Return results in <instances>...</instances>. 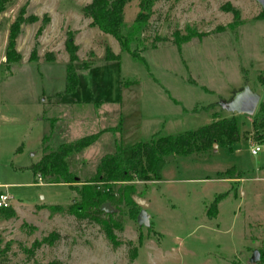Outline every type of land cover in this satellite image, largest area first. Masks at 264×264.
Instances as JSON below:
<instances>
[{
    "label": "rangeland",
    "instance_id": "obj_1",
    "mask_svg": "<svg viewBox=\"0 0 264 264\" xmlns=\"http://www.w3.org/2000/svg\"><path fill=\"white\" fill-rule=\"evenodd\" d=\"M89 2L11 0L0 11V190L12 195L14 209L10 217L0 213V264H264V150L250 152L253 142L264 139L261 4L155 0L139 32L140 60L121 49L112 34L90 26L83 11ZM138 3L130 0L124 7L126 28ZM23 5L24 17L35 14L38 19L22 23L16 38L21 58L7 65L9 26ZM230 5L238 10L240 24L217 30L233 20ZM187 27L207 34L178 47L175 35L185 34ZM69 32L78 45L75 92L64 90ZM108 44L119 59L105 58ZM85 60L91 65L82 68ZM245 87L259 94L254 111L231 110L228 103ZM96 98L105 105L94 107L90 102ZM214 113L236 117L239 140L166 156L160 178L138 182L132 194L146 211L147 223L132 219L119 203L121 182L96 184L95 189L105 188L115 199L101 208L112 211L113 223H119H112L117 243L91 215L78 217L67 209L78 202L77 190L94 174L100 157L115 151V139L128 159L135 142L195 129ZM119 121V129L101 132L92 144L66 157L80 181L35 182L29 165L43 154L44 134L54 150ZM218 195L216 213L210 216L208 206ZM51 231L59 233L52 244L37 243Z\"/></svg>",
    "mask_w": 264,
    "mask_h": 264
},
{
    "label": "trees",
    "instance_id": "obj_2",
    "mask_svg": "<svg viewBox=\"0 0 264 264\" xmlns=\"http://www.w3.org/2000/svg\"><path fill=\"white\" fill-rule=\"evenodd\" d=\"M11 0H0V11L4 10L6 5ZM130 0H90L89 3L83 6L84 13L90 17V25L98 27L101 31L112 34L119 42L121 49L127 51L137 59L143 60L140 54V49L137 45H142V39L139 32L142 25L147 22L150 17L152 6L155 0H139V10L133 19L129 28L124 25V7ZM24 5L20 9L17 18L10 24L5 49V62L7 65L16 62L21 58V54L16 48V38L21 32V25L25 21L37 20L35 14L23 16ZM233 12V20L227 25H219L216 29L223 30L225 28L234 29L240 24L241 18L237 9L229 6ZM264 19V8L261 9L257 15ZM42 30L40 26L37 30L39 34ZM207 33L198 31L193 27H187L185 34L179 35L176 33L173 42L180 47L181 44L191 38H201ZM135 42L136 46H132ZM65 49L68 53V61L65 64L66 70V85L65 91L72 92L75 90L78 83V73L75 66V61L78 59L77 49L78 45L75 43L72 32H69L65 41ZM140 47L142 48L143 46ZM35 48L32 50L31 59L34 56ZM106 59H119L120 54L112 51L110 46L105 47ZM91 65V61H82L81 67L87 68ZM259 81L264 85V75L259 76ZM207 107V106H205ZM264 109V103L260 104ZM263 123V121H261ZM119 126H114L108 129H119ZM105 129L84 135L73 142L61 143L57 149L50 150L46 144L49 136L44 134L41 138V149L43 154L38 160L32 162L31 168L35 182L38 179L46 183H66L73 185L74 182L80 181L75 173H73L68 166L66 157L72 152H78L84 147L92 144L99 137L100 133ZM264 134V133H263ZM240 132L238 122L235 116L224 117L218 113L213 114V119L205 124L198 126L195 129L187 130L179 134H165L153 135L149 141H137L131 146V154L128 159L124 158L123 147L118 138L115 139V151L113 153H105L100 157L96 165L94 174L85 180L82 187L77 190L78 202H72L68 206V210L78 217H85L91 215L98 222H100L105 229L108 239L117 243L113 231V224L119 226L118 222L112 220L113 212H106L101 208L102 202H113L115 199L110 191L107 189H95L97 183L103 186H108L112 182H121L122 189L119 196V203L125 205L128 209L129 216L132 219H137L141 210L140 205L135 201L132 194L136 192L137 183L140 181H148L159 179L161 176V169L166 163V156L169 154L187 155L198 152H205L212 148L215 144H232L239 140ZM264 140V139H262ZM233 168V167H232ZM95 184V185H93ZM145 188V187H144ZM144 188L138 191L141 196L145 192ZM221 195L214 198L207 209V213L215 215L216 202ZM81 206V208L78 207ZM55 207L59 208L58 205ZM0 213L6 217L14 214L12 207L0 208ZM107 213L108 218L101 217ZM113 223V224H112ZM59 233L51 231L44 235L38 244H52Z\"/></svg>",
    "mask_w": 264,
    "mask_h": 264
},
{
    "label": "water",
    "instance_id": "obj_3",
    "mask_svg": "<svg viewBox=\"0 0 264 264\" xmlns=\"http://www.w3.org/2000/svg\"><path fill=\"white\" fill-rule=\"evenodd\" d=\"M257 1L261 4V7L264 8V0H257ZM258 100H259V94L245 87L243 88V90H240L234 94V96L228 103L229 104L228 107L231 110H237L241 112H252L254 111ZM105 204L107 203L106 202L103 203V205ZM143 219H145L144 222L147 223L146 211L144 209H141L137 216V220L138 222L141 223ZM255 255L257 257V254Z\"/></svg>",
    "mask_w": 264,
    "mask_h": 264
},
{
    "label": "built area",
    "instance_id": "obj_4",
    "mask_svg": "<svg viewBox=\"0 0 264 264\" xmlns=\"http://www.w3.org/2000/svg\"><path fill=\"white\" fill-rule=\"evenodd\" d=\"M264 150V140L253 142L250 148L251 154H258L259 151ZM12 195L6 190H0V208L11 207Z\"/></svg>",
    "mask_w": 264,
    "mask_h": 264
},
{
    "label": "crops",
    "instance_id": "obj_5",
    "mask_svg": "<svg viewBox=\"0 0 264 264\" xmlns=\"http://www.w3.org/2000/svg\"><path fill=\"white\" fill-rule=\"evenodd\" d=\"M89 23H90V20H89ZM91 26V25H90ZM109 45V44H108ZM110 46V45H109ZM112 49V48H111ZM112 51L114 52V53H116V54H118L115 50H113L112 49ZM78 80H79V76H78ZM78 88V83H77V86H76V88H75V90L74 91H72V92H75L76 91V89ZM77 102L78 103H80V106H82L81 104H82V101H80V100H77ZM87 102V101H86ZM88 103V102H87ZM94 107H102L103 105H105V101L104 100H102V99H100V98H96V99H94V100H92L91 102H90ZM95 110V109H94ZM98 114H99V111H98ZM102 116V115H101ZM40 120H41V118H40ZM57 121V120H56ZM54 123V122H53ZM106 128V130H108V128H111V126H107V125H105V126H103L101 129H105ZM100 129V130H101ZM105 131V130H104Z\"/></svg>",
    "mask_w": 264,
    "mask_h": 264
}]
</instances>
